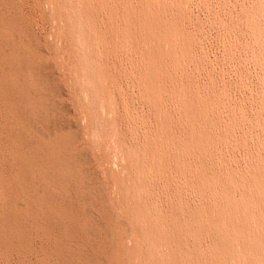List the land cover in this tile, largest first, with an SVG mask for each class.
<instances>
[{"label":"bare ground","instance_id":"bare-ground-1","mask_svg":"<svg viewBox=\"0 0 264 264\" xmlns=\"http://www.w3.org/2000/svg\"><path fill=\"white\" fill-rule=\"evenodd\" d=\"M1 3L0 11L12 15L11 19L5 21L0 16V202L4 205L0 208V222L5 225L4 228L7 226L6 228L14 229L15 232L17 230L16 234L19 232L23 234L25 228L22 225L23 220H18L19 216L30 221V218L33 216L36 218L38 214L39 219V216L41 219L47 216L63 230L66 228L67 233L70 229V232H73L69 222L75 221L76 210L74 211L75 207L71 206L73 212L68 203H65L67 202L65 195L70 194H65L64 191L75 186V180L81 181L82 178L80 176L79 179L78 175L85 173L89 175L88 171L91 168L88 159L92 154L89 149L90 157L87 150L85 152L89 157L87 160L90 162L88 164L90 168L84 171V168L80 167L86 162L84 161L86 154L78 149V130L71 127L65 129V124L61 123L63 119L62 117V120L60 119L58 111L67 108L62 109L57 105L53 96L51 97L53 101L46 96L52 88L53 78L46 74L48 65L44 67L48 59H43L46 58L43 54L45 50L42 51L43 41H37L39 46L36 45L34 39L38 33L33 39L29 29L36 11L43 22L54 26L51 31L54 42L52 56L64 72L63 77L73 91L72 95H75L77 109L88 121L85 130L89 141L97 147L100 143L113 139L115 148L127 161L124 166L125 174H114L112 177L115 192L119 196L117 201L113 200L106 208L105 204L101 205L105 208L102 212L106 214L107 211L112 216V223L110 219L106 220H109L116 230L115 241L124 245L122 250L128 264H264V169L248 172L246 170L247 173L242 175L216 170L214 159L218 156L215 149L218 145H225L228 142L226 138L233 127L224 124L219 114L221 106L225 104L223 100L222 104L218 92L220 89L217 90L212 83L210 91L207 92L208 85L206 90H202L197 84L198 80L192 77V64H195L198 56L194 48V41L197 38L194 37L196 35L194 28L188 24L190 17L185 9L187 0H2ZM27 4L32 5V8L27 9ZM46 6L49 12L45 11ZM260 15H264V0H257L251 9H245L240 21L250 29L259 42L262 40L264 46V23H261L263 16L260 17L261 20L257 17ZM32 32H35L34 27ZM233 41L230 45L234 44ZM45 48L48 51L47 47ZM208 55L210 57L209 53ZM52 62L55 61L52 59ZM49 66L52 67V64ZM49 70L51 76L53 68ZM60 78H54L58 84L63 82V79L62 82L59 80ZM46 90L48 93H45ZM73 107L75 108L74 105ZM100 109L102 112L104 109L108 115L102 116L104 113L101 114ZM242 119L241 121L239 119V123ZM59 122L64 127L58 126L57 129L54 124L56 129L52 128L51 132L50 125L52 123L58 125ZM47 130H50L52 135ZM220 152L217 153L220 155ZM256 166L260 167L258 164ZM176 177L182 180V182L179 180L180 184L175 182ZM236 187L242 192L241 198L234 194L233 188ZM184 189L198 195V204L186 200ZM87 190L89 191V187ZM100 192L102 193L101 189ZM89 193L91 194V191ZM74 196L76 195L72 197ZM77 200H73V203ZM85 207H81L83 211ZM43 211L45 216L42 214ZM87 215L90 219L89 214ZM104 216L109 217L103 214V219ZM43 220H46V217L40 221ZM65 220H70L69 225ZM19 221H22V224ZM105 222L104 224L108 223ZM41 224V227H46ZM111 226L109 225L110 231ZM106 227L108 229L107 225ZM39 229L41 232L42 229ZM101 229L99 228V231ZM75 232L76 230L73 233ZM112 232L109 233L112 235ZM0 234L3 235V232ZM16 234L14 233L15 237ZM105 234L107 235V232ZM63 235L67 239L70 238L65 236V231ZM53 236L52 238L50 236V239H54ZM3 237L7 236L4 234ZM72 239L73 237L71 242ZM6 240L11 239L8 237ZM15 240L18 242V238ZM23 240L26 243V237ZM6 243L5 241V246L8 244ZM13 243L15 246L16 242ZM18 243L17 246L21 242ZM126 243H130L131 248H127ZM52 245L54 247V244ZM19 247L17 248L22 249L21 245ZM23 252L20 253L24 255Z\"/></svg>","mask_w":264,"mask_h":264},{"label":"rangeland","instance_id":"rangeland-1","mask_svg":"<svg viewBox=\"0 0 264 264\" xmlns=\"http://www.w3.org/2000/svg\"><path fill=\"white\" fill-rule=\"evenodd\" d=\"M2 0H0V4ZM204 1V2H203ZM228 1V2H227ZM246 1V2H245ZM257 0H187V3L185 5V9H186V12L187 14L189 15L190 17V20L188 21V24L189 26L193 29V31H195L194 33L196 34L194 37L197 38L195 39L194 41V48H195V52L196 54L198 55L197 56V63L195 62V64L193 63L192 64V77L194 76V79H196V81L198 80L197 84L199 85L200 89L202 90H206L207 89V92L210 91V87L214 84V87L216 86V89H220L218 90V92H220V97H221V101H225V104H223L224 102L222 101V106L220 108V111H219V114L221 116V119L223 121L224 124H227L228 126H231L230 128H232L231 132L229 133L231 135H227L228 137L226 138V140L228 142L224 144H221V145H218L216 148L218 149H215L216 151V157L214 159V164H216V170L217 171H221L222 173H236V175H242V174H246L249 170H257V171H261L262 169H264V46H262V43L261 41L259 42L255 37L254 35L251 33L250 29L245 27V24L241 23L240 21V18H241V15L243 14V11L245 9H251L254 4L256 3ZM192 2V3H190ZM255 2V3H254ZM217 3V4H216ZM225 3V4H224ZM254 3V4H253ZM204 6H203V5ZM216 4V5H215ZM238 4V5H237ZM226 5V6H225ZM235 5V6H234ZM237 5V6H236ZM32 5L30 4H27L26 5V8H32L31 7ZM198 6V7H197ZM203 6V8H202ZM200 7V8H199ZM225 7V8H224ZM233 7V9H232ZM237 7V8H236ZM245 7V8H244ZM194 8V9H192ZM199 8V9H198ZM218 8V9H217ZM222 8V9H221ZM188 9V10H187ZM198 9V10H197ZM241 9V10H240ZM193 10V11H192ZM216 10V11H215ZM219 10V11H217ZM224 10V11H223ZM227 10H228V13H227ZM31 11H34V10H31ZM45 11L49 12V8L46 6L45 8ZM189 11V12H188ZM223 11V12H221ZM231 11V12H230ZM3 13V14H1ZM195 15H194V14ZM224 13V14H223ZM0 16H2V20L5 21V20H9L12 18V15L9 16L7 14H5V12H2L0 11ZM198 14V15H196ZM213 14V15H212ZM237 14V15H236ZM5 15V16H4ZM191 15V16H190ZM210 15V16H209ZM8 16V17H7ZM34 16L35 18L30 22V25H29V29L31 30V36L35 37V35H37L38 33V36H36L34 39V42L36 43L37 41H43V54H45L46 58L44 57L43 59H48L50 60V62L48 60H46L47 62L46 63H49V64H44V67H48L46 68L48 70V76L53 80V83H52V88H50L52 90H49L50 92L48 93V90H46L47 92L45 93H48V95L46 94L47 97H52L54 102H56L57 105H60L63 109V107H66L67 110H65V108L60 111L61 108L60 106L57 107V110L59 109L58 111V115H61L60 116V119L62 117V122L60 120L61 123H64L65 124V129H68V128H74V130H78V149L81 150L82 152H85V150H87V153L89 152L88 149L90 150V153L89 154V157L91 155V158L87 157V153L85 152L86 154V160L84 159V164H86V166L82 163L81 164V168L84 170V171H88V169L90 171L89 172V175H87L86 173L85 174H81V175H78L79 179H81V181H83L84 183L86 182V184L84 185L83 182L82 185L80 184V182L78 180H75L74 182V185L71 190V188H69L70 190V193H69V190H66L68 191V193L66 191H64L65 194H70V195H65L67 196L66 197V201L65 202L68 206H74L75 209V213L77 214V217L80 216V217H76V214L74 213L75 215V221L73 220L74 223H76L77 225H71V224H74L73 222H70L69 221H66L67 224L69 225L70 228H72V231L74 232L76 230L75 233L73 232H70V231L67 233L66 231V228L65 230H63V228L61 226H58L56 225L52 220H50L49 218H47V216H45L44 214V211H43V215L46 217V220H43V221H40L42 219H45L42 218L41 219V216L40 219L38 218V214L35 218V216H33L32 218H30V221H28L29 219H26V218H20L21 216H19L18 220H23L22 221H19L22 225H23V228H25L24 230V233H20L19 231V236L21 237H18V234L17 233V230L16 232L14 231V229H9L8 228H4L5 225L1 224L2 221L0 222V230L3 229V231L1 230L0 233L3 232V235L5 234V236L7 237H3L2 234H0V251L3 252L1 253L0 252V264H48L50 262V264H54L53 262H55V264H128V261L126 260V257L125 255L123 254V248H124V245H122L120 242H116L117 241V233H114L116 230L113 229V224L112 223V216H110L111 214L108 213L106 211V214L105 212H102V211H105V208L106 207H109L110 206V203L114 200V201H117L118 199V195L117 193L115 192V188H114V185H113V181H112V177L113 175H124L125 174V169H124V166L127 164V161L125 160V158L122 156L121 153H119V151L115 148V143L113 141V139H108L106 140L105 142H102L100 143L97 147H94V145L89 141V137L88 135H86V125L88 123L87 120H85L82 116V114L80 113L79 109H77V102L75 100V95H72L74 94L73 91L70 90V87L68 86L66 80H65V77L64 76V72L59 68V65L57 64V61L56 59L53 58L52 56V53H53V45H54V42H53V38H52V34H51V31L54 29V26L53 24L51 23H45L43 22V19L40 15H37V12L35 11L34 13ZM194 16V17H193ZM197 16V18H196ZM214 16V18H213ZM222 16V17H221ZM237 16V17H236ZM264 17V15H262ZM261 15L260 16H257L259 17V20L260 17H262ZM262 17V20H261V23L263 24L264 23V18ZM1 18V17H0ZM193 18V20H192ZM200 18V20H199ZM210 18H212V20H210ZM224 18V20H223ZM231 18V20H230ZM232 18H233V21H232ZM236 18V20H235ZM205 19V20H204ZM192 20V21H191ZM198 20V21H197ZM203 20V21H202ZM42 21V22H41ZM196 21L198 23H196ZM224 21V22H223ZM226 21V22H225ZM203 22V23H202ZM45 23V24H44ZM205 23H206V26H205ZM34 25V31L35 32H32L33 30V27L32 25ZM46 26H44V25ZM227 24V25H226ZM240 24V25H239ZM37 25V26H36ZM43 25V26H42ZM232 25V26H231ZM237 25V26H236ZM48 26V27H47ZM209 26V27H208ZM241 26V27H240ZM32 27V28H31ZM39 27V28H38ZM42 29H41V28ZM215 27V28H214ZM219 27V28H218ZM245 27V28H244ZM46 28V29H44ZM205 28V29H204ZM221 28V30H220ZM225 28V29H224ZM214 29V30H213ZM227 29V30H226ZM238 29V30H237ZM249 31H247V30ZM46 30V31H45ZM225 30V31H224ZM231 30V31H230ZM49 31V32H48ZM204 31V32H203ZM237 31V32H235ZM244 31V32H243ZM41 32V33H40ZM48 32V33H47ZM208 32V33H207ZM241 32V33H240ZM247 32V33H246ZM249 32V33H248ZM34 33V34H33ZM239 33V34H238ZM251 33V34H250ZM208 34V35H207ZM210 34V35H209ZM222 34V35H221ZM224 34V35H223ZM250 34V35H249ZM235 35V36H233ZM15 36V34H14ZM212 36V37H211ZM229 36V37H228ZM16 37V36H15ZM14 37V38H15ZM39 37V39H38ZM51 37V38H50ZM194 37H193V40H194ZM201 37V38H200ZM208 37V38H207ZM222 37V38H221ZM231 37V38H230ZM234 37V38H233ZM41 38V39H40ZM215 38V40H214ZM224 38V39H223ZM248 38V39H247ZM45 39V40H43ZM51 39V40H49ZM209 39V40H208ZM220 39H223V40H220ZM232 39V40H230ZM244 39V40H243ZM253 39V41H252ZM36 40V41H35ZM208 40V41H207ZM217 40V41H216ZM226 40V42L224 41ZM231 42H230V41ZM234 40V41H233ZM236 40V41H235ZM242 40V41H241ZM210 41V42H209ZM233 43L234 44H231L230 43ZM247 41V43H246ZM38 42L36 43V45H38ZM40 42V43H41ZM47 42V43H46ZM207 42V43H206ZM217 45H216V43ZM223 42V43H222ZM225 42V43H224ZM242 42V43H241ZM39 43V44H40ZM41 43V44H42ZM46 43V45H44ZM202 43V45H200ZM40 44V45H41ZM237 44V45H236ZM260 44V45H259ZM196 45V46H195ZM205 45V46H204ZM212 45V46H211ZM221 45V46H220ZM39 46V45H38ZM42 46V45H41ZM40 46V48H41ZM220 46V47H219ZM227 46V47H226ZM236 46V47H235ZM250 46V47H249ZM253 46V47H252ZM255 46V47H254ZM262 46V49L259 50V48H261ZM48 49V51L46 50V48ZM219 47V48H218ZM239 47V48H238ZM244 47V48H243ZM50 49V50H49ZM224 49V50H222ZM203 50V51H202ZM240 50V51H239ZM248 50V52H247ZM51 51V52H49ZM236 51V52H235ZM47 52V53H46ZM226 52V53H225ZM233 52L234 55H233ZM247 52V53H246ZM51 53V54H50ZM208 53L210 54V57L208 55ZM222 53V54H221ZM225 55H224V54ZM241 53V54H240ZM245 53V54H244ZM47 54V55H46ZM49 54L51 55V57L49 56ZM212 54V55H211ZM231 54V55H230ZM262 54V56H261ZM219 55V57H218ZM233 55V56H232ZM245 55V56H244ZM247 55V56H246ZM251 55V56H250ZM201 56V57H200ZM212 56V57H211ZM229 56V57H228ZM233 59H232V58ZM53 61L55 62H52V59ZM207 58V59H205ZM220 58V59H219ZM231 58V59H230ZM245 58V59H243ZM263 58V59H262ZM238 59V60H237ZM250 59V60H249ZM201 60V61H200ZM220 60V61H219ZM262 60V61H261ZM45 61H43L44 63ZM52 62V63H51ZM202 62V63H201ZM206 62V63H205ZM255 62V64H254ZM54 63V64H53ZM210 63V64H209ZM214 63V64H213ZM253 63V64H252ZM52 64V67L49 66ZM55 64H56V69H55ZM202 64V65H201ZM209 64V65H208ZM46 65V66H45ZM54 65V66H53ZM199 66V67H198ZM206 66V67H205ZM260 66V67H259ZM204 67V68H203ZM210 67V69H209ZM216 67V68H215ZM53 68V71H51V76H50V70H52ZM206 68V69H205ZM215 68V69H214ZM262 68V69H261ZM197 69V70H196ZM208 69V70H207ZM46 70V71H47ZM61 70V71H60ZM216 70V71H215ZM262 70V71H261ZM195 71V72H194ZM210 71V72H209ZM219 71V72H218ZM241 71V72H240ZM59 72V73H58ZM61 72V73H60ZM204 73V74H203ZM58 74V75H57ZM195 74V75H194ZM217 74V75H216ZM262 75V76H261ZM53 76V77H52ZM59 76V77H58ZM63 77V78H60ZM213 76V77H212ZM202 77V78H201ZM215 77V78H214ZM222 77V78H220ZM245 77V78H244ZM54 78H60L59 80L61 81L63 79V82L59 83L58 84ZM198 78V79H197ZM215 80H214V79ZM244 80H243V79ZM220 79V81H219ZM51 80V81H52ZM229 80V81H228ZM208 84H207V82ZM209 81H211V83H209ZM217 81V82H216ZM55 82V84H54ZM65 82V83H64ZM201 82V83H200ZM203 82V84H202ZM220 82V83H219ZM225 84H224V83ZM230 82V84H229ZM64 83V84H63ZM213 83V84H212ZM219 83V84H218ZM223 83V84H222ZM63 84V85H61ZM205 84V85H204ZM212 84V85H211ZM227 84V85H226ZM245 84H246V87H245ZM59 87L58 90H56V86ZM64 85L65 88H64ZM197 85V86H198ZM201 85V86H200ZM209 87H208V86ZM219 85V87L217 86ZM227 87H226V86ZM50 86V87H51ZM63 86V87H62ZM207 86V88H206ZM242 86V87H241ZM249 86V87H248ZM53 87H56V88H53ZM221 87V88H220ZM234 87V88H233ZM67 88V89H66ZM206 88V89H205ZM246 88V90H245ZM248 88V89H247ZM56 90V91H53ZM222 89V90H221ZM226 89V90H224ZM239 89H240V92H239ZM243 89V90H242ZM251 89V90H250ZM253 89V90H252ZM68 90V91H67ZM232 90V91H231ZM263 90V91H262ZM224 91V92H223ZM230 91V92H229ZM254 91V92H253ZM257 91V92H256ZM56 92V93H54ZM225 96H224V94ZM69 93V95H68ZM227 93V94H226ZM239 93V94H238ZM243 93V94H242ZM51 94V95H50ZM241 94V95H240ZM247 94V95H246ZM50 95V96H49ZM256 95V96H255ZM263 95V96H262ZM224 96V97H223ZM233 96V97H232ZM236 96V97H235ZM244 96V97H243ZM251 96V97H250ZM255 96V97H254ZM223 97V98H222ZM246 97V98H245ZM51 98V100H52ZM55 98V99H54ZM229 99V100H228ZM254 99V100H252ZM52 100V101H53ZM235 100V101H234ZM251 102H250V101ZM239 101V102H238ZM84 102V101H83ZM228 102V103H227ZM233 102V103H232ZM244 102V103H243ZM84 103H87V101H85ZM231 103V104H230ZM236 103V104H235ZM243 103V104H242ZM249 103V104H248ZM259 104V105H258ZM263 106H261V105ZM73 105L75 106V108L73 107ZM228 105V106H227ZM236 105V106H235ZM253 105V106H252ZM235 108H234V107ZM238 106V107H237ZM251 106V107H250ZM226 107V108H225ZM228 107V108H227ZM245 107V109H244ZM71 108V109H70ZM76 110H74V109ZM225 108V109H224ZM234 110H233V109ZM243 108V109H242ZM262 108V109H261ZM242 109V110H241ZM72 110V111H71ZM74 110V111H73ZM145 110V109H144ZM222 110V111H221ZM227 110V111H226ZM245 110V111H244ZM250 110V111H249ZM104 112H102V110L100 109V112L101 114H103L102 116H107V112L103 109ZM235 112V113H232ZM240 111V112H239ZM261 111H262V114H261ZM62 112V114L60 113ZM231 112V113H230ZM237 112V113H236ZM246 112V114H245ZM228 113V114H227ZM238 114V115H235V116H231L230 114ZM258 113V114H257ZM243 115V117L241 115ZM248 114V115H247ZM230 115V116H229ZM246 115V116H245ZM253 115V116H252ZM252 116V117H251ZM230 117V119H229ZM236 117V118H234ZM246 117V118H245ZM262 117V118H261ZM226 118V120H225ZM232 118V119H231ZM238 118V119H237ZM243 118V119H242ZM250 118V119H249ZM255 118V119H254ZM59 119V118H58ZM66 119V120H65ZM237 119V120H236ZM239 119L241 121L242 119V122L239 123ZM248 119V120H247ZM254 119V120H253ZM68 120V121H67ZM65 121V122H64ZM231 121V122H230ZM246 123H245V122ZM60 122L58 123H52L50 125V129H51V132H52V128L54 129L55 126L56 128H63L64 126H62L60 124ZM248 122V123H247ZM254 122V123H253ZM261 122V123H260ZM69 123V124H68ZM237 123V124H236ZM258 123V124H257ZM55 124V126H54ZM60 124V125H59ZM242 124V125H241ZM250 124V125H249ZM237 125V126H235ZM241 125V126H240ZM256 125V126H255ZM69 126V127H68ZM244 126V127H243ZM255 126V127H254ZM262 126V127H261ZM241 127V129H240ZM254 127V128H252ZM55 128V129H56ZM57 128V129H58ZM77 128V129H76ZM239 128V129H237ZM250 129V130H249ZM258 129V130H257ZM236 130V131H235ZM48 131V130H47ZM50 132V130L48 131V133ZM50 132V133H51ZM234 132V134H233ZM250 132V133H249ZM240 133V134H239ZM245 133V134H244ZM252 133V134H251ZM81 134H84V135H81ZM236 134V135H235ZM247 134V135H246ZM254 134V135H253ZM50 135V134H48ZM52 135V133H51ZM251 135V137H250ZM84 136V137H83ZM236 136V137H235ZM248 136V137H247ZM233 137V138H232ZM85 139V140H84ZM231 139V140H230ZM233 139V140H232ZM235 139V140H234ZM240 139V140H238ZM254 141H253V140ZM260 139V140H259ZM263 139V140H262ZM82 140H84V142H82ZM230 140V141H229ZM245 141V142H244ZM249 142L248 144L246 143ZM261 141V142H260ZM237 142V143H236ZM240 142V144L238 143ZM244 142V143H243ZM260 142V143H259ZM242 143V144H241ZM228 144V145H227ZM252 144V145H251ZM263 144V145H262ZM89 147V148H87ZM223 145V146H222ZM242 145V146H241ZM244 145V146H243ZM256 145V146H255ZM80 146V147H79ZM106 147V148H105ZM234 147V148H233ZM260 147V148H259ZM263 147V148H262ZM87 148V149H86ZM222 148V149H221ZM231 148V149H230ZM245 148V149H244ZM255 148V149H254ZM84 149V151L82 150ZM221 149V150H220ZM227 149V151H226ZM242 149V150H241ZM247 149V150H246ZM262 149V150H261ZM107 153H106V151ZM117 150V151H116ZM245 150V151H244ZM222 153H221V152ZM235 151V152H234ZM249 151V152H248ZM252 151V152H251ZM220 152V155L218 153ZM227 152V153H226ZM246 152V153H245ZM233 153V154H232ZM250 153V154H249ZM223 154V155H222ZM112 155V156H111ZM225 155V156H224ZM230 155V156H229ZM233 155V156H232ZM235 155V156H234ZM263 155V156H262ZM114 157V158H113ZM89 158V159H88ZM222 158V159H221ZM225 158V159H224ZM227 158V159H226ZM234 158V159H233ZM244 158H247V159H244ZM91 162H89L88 160ZM219 159V160H218ZM116 160V161H115ZM218 160V161H217ZM256 160V161H255ZM123 161V162H122ZM216 161V162H215ZM243 161V162H242ZM249 161V162H248ZM228 162V163H226ZM235 162V163H234ZM90 163V165H88ZM224 165H223V164ZM231 163V164H230ZM234 163V164H233ZM248 163V164H247ZM262 163V164H261ZM99 164V165H98ZM213 164V165H214ZM254 164H258V167ZM95 165V166H94ZM223 165V166H222ZM237 165V166H236ZM240 167H239V166ZM90 166V167H89ZM214 166V167H215ZM219 166V167H218ZM247 166V167H246ZM231 167V168H230ZM250 167V168H249ZM253 167V168H252ZM262 167V168H261ZM80 168V169H81ZM222 168V169H221ZM261 168V169H259ZM86 169V170H85ZM94 169V170H93ZM96 169V170H95ZM115 169V170H114ZM221 169V170H219ZM235 171H234V170ZM82 170V171H83ZM241 170V171H240ZM247 170V172H246ZM124 171V172H123ZM224 171V172H223ZM231 171V172H230ZM233 171V172H232ZM93 172V173H92ZM97 172V173H96ZM243 172V173H242ZM92 173V174H91ZM95 173V174H94ZM234 173V174H235ZM240 173V174H238ZM88 177H87V176ZM92 175H94V178ZM81 176V178H80ZM84 176V177H83ZM92 178H90V177ZM109 177V178H108ZM90 178V179H89ZM88 181H85V180ZM110 179V181L108 180ZM182 180L179 179V178H175V182L177 184H180ZM107 181V182H106ZM109 182V183H108ZM76 184H78V186H76ZM89 184V185H88ZM95 186V189L93 186ZM84 186V187H83ZM89 187V191L87 190L88 187ZM104 188V189H102ZM79 189H78V188ZM83 187V189H82ZM91 187V188H90ZM100 187V188H99ZM235 187V186H233ZM75 189H78V190H74ZM81 188V189H80ZM87 188V189H86ZM93 188V189H92ZM113 188V189H112ZM100 189L102 190V193L100 192ZM105 189H107L105 191ZM235 189L234 190V194L236 195L237 198L242 197V192L240 189H238V187L236 188H233ZM238 189V190H236ZM81 190V191H79ZM75 191V193H73ZM76 191H78L77 193H81L80 195L76 193ZM88 191V192H86ZM91 191V194L89 193ZM93 191V193H92ZM98 193H96V192ZM186 191V192H185ZM236 191H239V192H236ZM85 192V193H84ZM100 192V193H99ZM187 191L186 189H184V192L183 194L185 195V198L186 200H189L191 203H195V204H198V201H199V198H198V195L195 193V192H189ZM88 193V195H87ZM95 193V194H94ZM109 193V194H108ZM241 193V194H239ZM73 195H76L74 197H76L75 199H73L74 197L71 196ZM78 195V196H77ZM83 197H82V196ZM95 195V197H93ZM108 195V196H107ZM71 196V197H70ZM94 199H93V198ZM240 197V198H241ZM67 198L70 200H67ZM80 199V200H77ZM84 198V199H83ZM114 198V199H113ZM83 199V200H82ZM92 199V200H90ZM196 199V200H195ZM73 200H77V201H74L75 203H73ZM82 200V201H81ZM87 200V201H86ZM110 200V201H109ZM80 201V202H79ZM86 202V205H85V202ZM107 201V202H106ZM109 201V203H108ZM193 201V202H192ZM82 202V203H81ZM90 202V203H89ZM81 203V204H79ZM89 203V204H88ZM101 203H103V205H101ZM81 206L83 208V206H86L84 208V211L80 210V208L77 209V207ZM88 204V205H87ZM91 204V205H90ZM108 204V205H106ZM0 205H3V202L1 203L0 202ZM90 205V206H89ZM89 206V207H88ZM4 205L0 208H3ZM71 207V209H72ZM88 207V208H87ZM97 207V208H96ZM101 209L99 211V209ZM87 209V210H86ZM78 210V212H77ZM1 211V209H0ZM73 211V209H72ZM73 211V212H74ZM82 211V212H80ZM88 211V213H87ZM42 212V211H41ZM41 212L39 215H41ZM80 212V214L78 215V213ZM241 213V212H240ZM86 214V215H85ZM90 216V219L88 217V215ZM103 214L107 216H109L108 218H105L104 216V219H103ZM82 217V219H81ZM86 217V218H85ZM88 217V218H87ZM95 219H94V218ZM36 220H35V219ZM38 219V220H37ZM80 219V220H79ZM87 220V223L85 220ZM91 219H93L91 221ZM106 219H110V222L109 220H106ZM1 220V219H0ZM68 220V219H67ZM84 221V222H81ZM34 221V222H33ZM39 223H38V222ZM46 221V222H45ZM52 221V223H51ZM64 221V223L66 224V222ZM91 221V222H89ZM97 221V222H95ZM100 223H99V222ZM105 221H108L107 224H104L106 223ZM26 222V223H25ZM29 222V223H27ZM69 222V223H68ZM95 222V223H94ZM103 222V223H102ZM25 223V225H24ZM31 223V224H30ZM35 223V224H34ZM42 223V224H41ZM44 223V224H43ZM86 223V224H85ZM90 223V225H89ZM26 224H29L27 226ZM34 224V225H33ZM40 224L43 226H46V227H41ZM49 224V225H48ZM66 224V225H67ZM80 224V225H79ZM82 224H84V227ZM93 224V225H92ZM100 226H99V225ZM104 224V225H102ZM33 227H32V226ZM48 225V226H47ZM51 225V226H50ZM54 225V226H53ZM67 225V226H68ZM106 225L108 226V229H106ZM109 225L111 226V231H113L112 235L110 230H109ZM29 228H27V227ZM35 226V227H34ZM50 226V227H49ZM56 226V227H55ZM60 228V230H58V228ZM75 228H73V227ZM78 226V227H77ZM82 228H81V227ZM95 226V227H94ZM104 226V227H103ZM37 227V228H36ZM49 229H48V228ZM92 227V228H91ZM41 228V232H40V229ZM56 228V229H54ZM78 228V229H77ZM99 228H102L101 230L103 231H99ZM5 229V230H4ZM32 229V230H31ZM38 229V230H37ZM46 229V230H45ZM51 229V230H50ZM82 229V230H81ZM86 229V230H85ZM90 229V230H89ZM7 230H10V231H7ZM48 230V231H47ZM52 232L51 234L54 235L53 238L55 239H50V236L52 238V235L49 233L50 231ZM86 232H85V231ZM94 230V231H93ZM106 230V231H105ZM108 230V231H107ZM14 233L17 235L15 237L14 233L12 234L11 233ZM29 231V232H28ZM30 231L32 233H30ZM34 231V232H33ZM47 231V232H46ZM63 231V232H62ZM65 231V236L66 237H70L69 239L65 238L63 233ZM89 233H88V232ZM91 231V232H90ZM5 232V233H4ZM9 232V233H7ZM59 232V233H58ZM61 232V234H60ZM105 232H107V235L105 234ZM29 233L30 235L33 234V236H30L29 234H26ZM48 234L46 236V234ZM7 234V235H6ZM8 234H12L11 238H10V235L8 236ZM75 234V235H74ZM81 234V235H80ZM95 234V236H94ZM105 234V235H104ZM25 235V236H24ZM37 235V236H36ZM40 235H43V236H40ZM50 235V236H49ZM74 235V236H72ZM92 235V237H91ZM106 237H104V236ZM115 236V239L112 238V236ZM14 236V237H13ZM39 236V237H38ZM73 237V241L71 242V238ZM86 236H89L86 237ZM95 238H94V237ZM110 236V238H109ZM113 236V237H114ZM9 237V239L11 240H6L7 238ZM26 237V243H25V240H23L24 238ZM48 237V238H47ZM75 237V238H74ZM18 238V243L15 239ZM29 238V239H28ZM35 238V239H34ZM43 238V239H41ZM58 238V239H57ZM94 238V240H93ZM107 240H106V239ZM14 239V240H13ZM60 239V241H59ZM61 239H62V242H61ZM66 242H65V240ZM108 239L110 240L109 243L108 242ZM113 239V240H112ZM4 240V241H3ZM64 240V241H63ZM68 240V241H67ZM116 240V241H115ZM3 241V242H2ZM5 241L8 243H6L7 245L5 246ZM9 241V242H8ZM11 241V242H10ZM71 243H70V242ZM115 241V242H114ZM13 242H16V248H13L15 246ZM29 242V243H27ZM55 242V243H54ZM58 242V243H57ZM107 242V243H106ZM4 243V245L2 244ZM11 243V244H10ZM17 243L19 245H21V248L22 249H19V245L17 246ZM22 243H23V246H22ZM59 243H60V246H63V247H60L59 246ZM64 243L65 246L62 244ZM75 243V244H74ZM102 243V244H101ZM105 243V244H104ZM115 243V244H114ZM11 246H10V245ZM28 244V245H27ZM54 244V247L53 245ZM62 244V245H61ZM71 244V245H70ZM119 244V245H118ZM3 245V247H2ZM26 245V246H25ZM31 245H35L34 247L31 246ZM57 245V247H56ZM75 245V246H74ZM131 244L130 243H126V247L127 248H131L129 247ZM32 247V250L31 247ZM58 246H59V249H58ZM67 246V247H66ZM116 248H115V247ZM117 246H119L117 248ZM6 247V249H4ZM10 247V248H9ZM19 247V248H17ZM27 249H26V248ZM30 247V249L28 248ZM66 247V248H65ZM69 247V249H67ZM71 247V248H70ZM74 247V248H73ZM114 247V248H113ZM8 248V249H7ZM13 248V249H11ZM55 248V249H54ZM3 249V250H2ZM12 251H11V250ZM15 249V251H14ZM17 249V250H16ZM29 249V250H28ZM66 249L68 250V253H66ZM75 249V250H74ZM8 250V251H7ZM18 250H20L19 252H17ZM63 252H62V251ZM74 250V251H73ZM11 251V253H10ZM14 251V253H13ZM24 251V252H23ZM30 251V252H29ZM56 251V252H55ZM58 251V252H57ZM63 253V254H61ZM72 251V252H71ZM76 251V252H75ZM83 251V253L81 254L80 252ZM20 252H23L24 255H22V253ZM43 252V253H42ZM54 252V253H53ZM113 252V253H112ZM7 255H6V254ZM17 253V254H15ZM29 253V254H28ZM59 253V254H58ZM77 253V254H76ZM115 253V254H114ZM117 253V254H116ZM6 256H5V255ZM10 254V256H9ZM21 256H20V255ZM43 254H46V255H43ZM48 254V255H47ZM57 256H55V255ZM67 256H65V255ZM75 254V255H74ZM262 253H260L261 255ZM52 255V256H50ZM61 255V256H60ZM71 255V256H70ZM73 255V257H72ZM80 255V256H79ZM86 255V256H84ZM114 255V256H113ZM117 255V256H116ZM118 255H120L118 257ZM124 255V256H123ZM259 255V256H260ZM8 256V257H7ZM12 256V257H11ZM49 256V257H47ZM69 256V258H68ZM77 256V257H76ZM82 256V257H81ZM112 256L115 258H112ZM7 257V258H6ZM47 257V258H45ZM62 257V258H61ZM67 257V258H65ZM125 257V259H124ZM49 258V259H48ZM92 258V259H91ZM121 260H119V259ZM46 259V260H45ZM55 261H54V260ZM57 259V261H56ZM72 259V260H71ZM88 259V261H87ZM95 259V261H94ZM114 259V260H113ZM118 259V260H117ZM48 260V261H47ZM51 260V261H50ZM64 260V261H63ZM66 260V261H65ZM76 260V261H75ZM125 260V261H124ZM59 261V262H58ZM73 263H72V262ZM116 261V263H115ZM119 261L121 263H119ZM127 261V262H126ZM238 263V262H237Z\"/></svg>","mask_w":264,"mask_h":264}]
</instances>
